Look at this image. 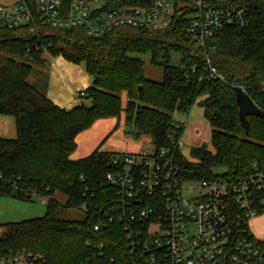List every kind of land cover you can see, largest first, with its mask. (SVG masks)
I'll use <instances>...</instances> for the list:
<instances>
[{"label":"trees","instance_id":"16d2710c","mask_svg":"<svg viewBox=\"0 0 264 264\" xmlns=\"http://www.w3.org/2000/svg\"><path fill=\"white\" fill-rule=\"evenodd\" d=\"M206 2L247 9L249 26L225 29L205 48H196L189 34L195 10L175 2L172 23L163 31L119 28L88 37L81 29L47 28L41 34L0 29V115L13 117L17 128L16 139H0V197L47 200L43 217L6 225L0 257L28 254L33 264L134 263L123 224L116 220L107 228V209L114 200L107 185L112 171L108 166L117 155L97 150L85 159L71 160L77 136L97 120L124 113L127 132L134 138L147 136L157 148L170 150L187 181L233 184L254 167L264 172V119L248 117L249 131L244 132L234 92L242 87L264 112V0ZM116 4L109 0L107 10ZM45 55L84 64L92 86L78 107L60 109L29 83L32 65H44ZM135 55H149L151 65L162 70V80L147 78L145 62ZM174 55L180 56L178 66L172 64ZM207 60L225 82L200 81ZM196 104L211 127L213 151L196 148L190 161L170 135L178 123L174 114L189 113ZM82 208L83 221L62 219L67 211ZM241 214L234 212L238 234L250 237L248 223L239 220ZM100 245L102 250L97 249Z\"/></svg>","mask_w":264,"mask_h":264},{"label":"built area","instance_id":"2783aa9c","mask_svg":"<svg viewBox=\"0 0 264 264\" xmlns=\"http://www.w3.org/2000/svg\"><path fill=\"white\" fill-rule=\"evenodd\" d=\"M117 1L107 10L109 0H70L68 4L65 0H18L12 5L0 0V29H27L33 34L47 28L81 29L88 37H101L119 28L163 31L172 23L175 2H184L195 10L189 34L196 48H205L208 40L225 29H243L250 23L247 9L213 7L206 0ZM195 72L192 68L191 73ZM204 80L225 82V77L207 60L200 78ZM85 97V92L76 94L77 100ZM181 128L176 123L170 135L178 150L183 147ZM108 167L112 171L107 174V185L114 200L107 209V228L116 220L123 224L133 264H264L261 242L253 234L239 236V222L234 219L238 210L242 212L239 220L243 218L249 226L264 214L263 171L254 167L233 184L187 181L176 156L153 144L138 154L117 155ZM38 198L46 204V199ZM0 264H33V258L28 254L0 257Z\"/></svg>","mask_w":264,"mask_h":264},{"label":"crops","instance_id":"0c3cea01","mask_svg":"<svg viewBox=\"0 0 264 264\" xmlns=\"http://www.w3.org/2000/svg\"><path fill=\"white\" fill-rule=\"evenodd\" d=\"M17 1L12 0L4 4L12 5ZM44 60L45 64L42 66L32 65L33 70L28 81L33 75V82L38 89L35 88L60 109L70 111L78 107L81 101L77 100L76 94L85 92L92 86V79L86 72L84 64L69 62L62 56L45 55ZM188 114L192 117L191 130L196 132V137H200L207 129V136L211 140L212 131L204 116V110L196 104ZM124 120L125 115L122 122L113 120V118L97 120L89 129L81 132L76 138L77 146L71 160L85 159L97 150L116 155L138 154L145 151L148 146L127 132ZM185 130V125H182L180 139ZM16 137L15 119L11 116L0 115V139L14 140ZM249 227L253 236L260 242H264V214L253 219Z\"/></svg>","mask_w":264,"mask_h":264},{"label":"rangeland","instance_id":"374dc122","mask_svg":"<svg viewBox=\"0 0 264 264\" xmlns=\"http://www.w3.org/2000/svg\"><path fill=\"white\" fill-rule=\"evenodd\" d=\"M12 0H1L3 3H9ZM135 57L142 59L145 62V73L147 78L160 82L162 80V70L158 67L151 65L149 55H135ZM180 63V56L174 55L172 58V64L178 66ZM35 75V73H34ZM33 77V75H32ZM32 77L30 78V84L34 85ZM38 89V88H37ZM83 101V100H79ZM196 106V105H195ZM194 106V107H195ZM197 108V107H196ZM174 118L177 122L185 125L186 130L181 136V141L183 147L179 150L180 154L187 160H194L192 156V151L197 147H205L209 151H213L210 137L207 136V129L204 134L200 137H196V132L191 130V118L188 113H175ZM124 119V113L118 118H113V120L121 121ZM125 125V120H124ZM126 127V126H125ZM126 130L129 132L128 128ZM192 138V139H191ZM138 140L144 142L148 148L152 145L149 137L141 136ZM72 157V155H71ZM63 198H61L62 200ZM65 200H63L64 202ZM46 214V205L42 203L39 199H34L32 202L19 201L9 196H3L0 198V238L4 237L7 233L6 225L9 223H17L21 221H26L35 218H41ZM86 211L84 208L80 210H70L67 211L62 219L68 221H83L85 219Z\"/></svg>","mask_w":264,"mask_h":264},{"label":"water","instance_id":"95a60500","mask_svg":"<svg viewBox=\"0 0 264 264\" xmlns=\"http://www.w3.org/2000/svg\"><path fill=\"white\" fill-rule=\"evenodd\" d=\"M27 59V58H26ZM142 92V89H140ZM236 102L239 109V119L244 132L249 131L248 117H259L264 119V112L256 107L251 97L245 92L242 87H235Z\"/></svg>","mask_w":264,"mask_h":264}]
</instances>
